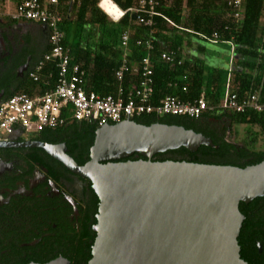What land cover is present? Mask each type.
<instances>
[{"label":"water","instance_id":"1","mask_svg":"<svg viewBox=\"0 0 264 264\" xmlns=\"http://www.w3.org/2000/svg\"><path fill=\"white\" fill-rule=\"evenodd\" d=\"M202 146L219 149L211 138L182 126L134 120L97 129L83 166L65 153V145H18L44 150L92 184L99 206L88 264H248L238 243L245 220L240 204L264 197V162L241 168L155 160Z\"/></svg>","mask_w":264,"mask_h":264},{"label":"trees","instance_id":"2","mask_svg":"<svg viewBox=\"0 0 264 264\" xmlns=\"http://www.w3.org/2000/svg\"><path fill=\"white\" fill-rule=\"evenodd\" d=\"M4 1L0 0V5H3ZM111 1L124 13L118 21H113L101 9V0H59L63 45L68 51L71 65H79L84 71L85 87L88 92H95L101 96H116L120 89L130 92L136 86L138 77L133 76L132 71L125 74L123 81H118L116 78L122 62L121 37L127 33L130 68L138 67L144 58H149L153 65V106H158L159 102L168 96H175L188 102L199 99L203 94L210 103H220L227 84L230 56L227 68L212 67L204 59L207 49L202 45V42L209 43L208 40L217 34L219 44H226L230 48L228 42L233 41L236 46L232 70L234 89L241 97L257 92L260 94L261 102L264 103V0H244V20L239 28L235 21L228 17L231 9L227 0H155L156 15L151 17V25H145L140 19L135 21L134 13L131 12L140 2L148 0ZM136 15L145 22L148 21L144 13ZM146 43L151 45V49L147 48ZM49 49L50 46L47 47L48 51ZM181 51L186 54L182 65L168 64L162 60L164 53L176 52L178 57H181ZM49 74L52 76L49 77ZM43 75V80L39 83L28 81L26 77L20 80L19 88L13 95L21 93L33 95L36 90L44 94L53 89L58 75L55 64L48 63ZM47 82L49 85H45ZM184 88H187V91L184 92ZM70 109L68 107L63 114L66 119L65 125L57 129L44 130L35 137V140H44V137L55 133L64 134L74 128L78 140L85 131L91 134L87 149L89 153L95 132L99 128L91 122L73 121ZM223 114L225 113L214 112L204 115L221 118ZM231 118L234 125L247 128L246 143L252 146L251 155L256 159L248 166L264 162V112L246 111L241 114H231ZM194 120L171 115L163 118L144 115L134 119L138 124L146 126L155 123L182 126L209 138L194 125ZM211 139L219 149L202 146L196 153H191L181 148L158 155L155 160L226 165L222 164L220 159L229 153L228 146L213 137ZM77 146L78 143L75 144V147ZM85 162H79V165L83 166ZM245 167L247 165L241 168ZM245 205L247 204H240L241 212ZM98 206L99 199L96 196L97 214ZM91 236L92 242L87 248L88 255L82 262L74 264H88L91 260V249L96 234L92 233Z\"/></svg>","mask_w":264,"mask_h":264},{"label":"flooded vegetation","instance_id":"3","mask_svg":"<svg viewBox=\"0 0 264 264\" xmlns=\"http://www.w3.org/2000/svg\"><path fill=\"white\" fill-rule=\"evenodd\" d=\"M27 27L25 22L0 17V103L12 94L16 37ZM194 125L228 146L229 153L220 159L222 164L243 167L256 160L251 155L252 146L246 143L248 135L240 139L236 134L231 114L221 118L204 115L195 119ZM76 132L73 128L40 141L17 135L13 145L0 147V264H74L88 255L97 224L92 184L44 150L18 147L28 141L65 145L68 156L78 164L88 159L86 164L91 134L85 131L78 140ZM242 212L245 220L238 238L241 259L264 264V197L245 205Z\"/></svg>","mask_w":264,"mask_h":264},{"label":"built area","instance_id":"4","mask_svg":"<svg viewBox=\"0 0 264 264\" xmlns=\"http://www.w3.org/2000/svg\"><path fill=\"white\" fill-rule=\"evenodd\" d=\"M231 9L228 14L237 28L244 20V0H227ZM59 0H16L11 13L4 12L0 5V17L9 16L16 22H34L47 27L49 32V51L43 56L32 71L29 78L34 82L43 80L46 65L55 64L58 75L53 89L39 96L17 94L0 103V143H11L13 137L22 135L30 137L38 135L47 129H57L66 124L63 117L68 107L72 110V120L76 122H91L98 128L108 124H119L126 120H134L144 115H154L157 118L165 116H183L199 119L206 113L241 114L246 111L264 112V103L259 93H249L241 97L233 87V57L236 46L230 45V65L224 97L220 103H210L203 94L199 99L184 102L175 96H168L152 105L154 96V69L149 58H144L138 67L129 66V36L124 33L121 37L122 62L116 73L118 81H123L126 73L132 71L137 76L136 86L129 92L120 89L116 96H101L95 92H88L85 87V73L79 65H71L68 51L63 45V34L60 29L62 15L59 10ZM155 0L140 2L139 6L131 10L132 13H144L148 17L145 22L151 25L150 19L156 15ZM124 14V13H123ZM212 45L219 44V36L214 34L208 40ZM140 44V43H138ZM148 49L151 45L146 43ZM181 57L176 52L164 53L162 60L168 64L184 63L185 52ZM49 77L52 74L48 75ZM45 85H49L47 82ZM184 92L187 88H184Z\"/></svg>","mask_w":264,"mask_h":264},{"label":"crops","instance_id":"5","mask_svg":"<svg viewBox=\"0 0 264 264\" xmlns=\"http://www.w3.org/2000/svg\"><path fill=\"white\" fill-rule=\"evenodd\" d=\"M6 2L7 0H5L3 5L1 6L2 7L7 6ZM15 5H16V0H13L12 6H11L12 11L14 10ZM3 17L10 19L9 16H3ZM14 22L19 23L16 21ZM25 23L28 25L27 29L23 33L19 32L20 37L19 36L16 37L17 42L15 46H16V49H18L16 62H15L16 69L14 68L15 74H14L13 79L11 80L12 81L11 89H13V91L9 98L13 97L14 96L13 94L16 93V91L18 90L19 88L18 82L20 80H23L25 77L27 78L28 81L32 80L29 78V71H32L35 68V66L38 64V62L43 58V56L48 52L47 47H49V42H48L49 32H48L47 27L44 25L38 24V23H34V22H25ZM45 33L47 34L46 40H45ZM24 63L28 64L29 67L27 71L23 73L22 76H19L18 68L21 67L22 65H25ZM35 83H38V82H35ZM24 94H28V93H24ZM39 95H43V94H40V92L36 90L34 91L33 95H30V96H39ZM70 111L72 110L70 109Z\"/></svg>","mask_w":264,"mask_h":264},{"label":"rangeland","instance_id":"6","mask_svg":"<svg viewBox=\"0 0 264 264\" xmlns=\"http://www.w3.org/2000/svg\"><path fill=\"white\" fill-rule=\"evenodd\" d=\"M13 0H7L4 8V12L11 13V6H12ZM112 19V18H111ZM113 21H116L112 19ZM202 45L206 47L207 54L204 56V59L213 67L217 68H227V61L228 57L230 56V48L226 44H218V45H212L208 42H202ZM247 128L244 126H236L235 132L239 138H244ZM37 135H33L31 137H28L29 139H34ZM238 140V139H237Z\"/></svg>","mask_w":264,"mask_h":264},{"label":"bare ground","instance_id":"7","mask_svg":"<svg viewBox=\"0 0 264 264\" xmlns=\"http://www.w3.org/2000/svg\"><path fill=\"white\" fill-rule=\"evenodd\" d=\"M100 7L108 16L116 21L120 20L124 15L123 12L111 0H101Z\"/></svg>","mask_w":264,"mask_h":264}]
</instances>
